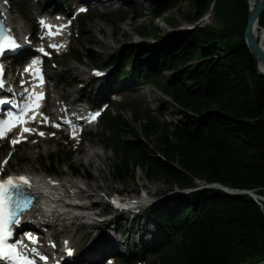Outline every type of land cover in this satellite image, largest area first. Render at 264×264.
I'll list each match as a JSON object with an SVG mask.
<instances>
[{
	"label": "trees",
	"instance_id": "1",
	"mask_svg": "<svg viewBox=\"0 0 264 264\" xmlns=\"http://www.w3.org/2000/svg\"><path fill=\"white\" fill-rule=\"evenodd\" d=\"M179 1L188 2L192 10L177 7ZM173 6L190 29L156 53L127 46L109 62L115 69L108 94L149 84L170 97L182 114L168 123L157 120L150 109L142 116L136 112L140 130L127 129L110 110L104 114L115 135V179L135 180L141 168L147 178L168 182L167 190H179L166 198L160 211L148 212L155 230L146 245L118 258L123 264H144L148 257V264H260L264 207L253 196L205 184L182 191L201 186L199 179L264 196V74L245 41L248 0H156L146 11L157 17ZM211 8L217 25L201 22ZM90 18H80L81 32ZM167 20L175 25V18ZM259 22L264 28V12ZM136 28L162 39L156 25ZM72 56L82 58L76 51ZM90 59L99 62L93 55ZM40 163L46 172L57 174L65 165L56 153L42 155ZM67 167L92 178L88 169L70 162Z\"/></svg>",
	"mask_w": 264,
	"mask_h": 264
},
{
	"label": "rangeland",
	"instance_id": "2",
	"mask_svg": "<svg viewBox=\"0 0 264 264\" xmlns=\"http://www.w3.org/2000/svg\"><path fill=\"white\" fill-rule=\"evenodd\" d=\"M10 1L13 2L10 9L11 13L15 16L20 30L23 34L25 33L27 42L33 47V50L37 45L41 44V40L38 39V42H36L34 41V37L41 35V32L38 30L40 29V20L44 13L52 10L54 5L60 4L66 12L72 14L70 18L72 27L65 39L67 42L63 52L55 50L52 52L51 56L47 57V72L50 76L47 81V87L51 88L49 99L47 100L48 111H50V109L52 110L54 107L50 106V102L55 96H61V102H66L67 98L70 100L77 98L84 99V96L89 97V94H91L94 100L91 101V103L88 101V103L101 111L104 110L105 112L106 108L112 111V113L119 116L120 121H125L127 129H141L136 112L142 116L145 114L144 111L146 109H150L152 111V116L161 122L166 121L168 123H173L181 119L182 114L178 108L174 107L175 103L158 88L149 84H140L136 86L134 91H121V93L110 95L107 93L106 81L108 79L107 76H110L115 69V64L109 62L112 58L118 59L127 46H133L137 51L148 50L151 53H156L161 48L170 46L180 33L184 32L186 29H190V24L181 17L177 9V7H180L184 11L192 10L188 2L179 1L177 7L173 6L161 12L157 17H152L146 9H148L150 5L155 4L156 0H134L128 3H122L120 0H112L107 5L98 4L97 6H90L88 3L82 2V4H87L86 7L88 9L85 14L76 13L78 10L77 3L81 2V0ZM137 10L142 12L140 14L146 16L144 18H136L133 13ZM211 10L213 12V8H211ZM86 15H89L91 18L84 27V31L81 32L80 28L82 24L80 18ZM168 17L176 19L175 25H170L168 23ZM105 18L109 21L112 20L108 22ZM70 21L67 20V23L69 24ZM206 22L217 25L213 16ZM97 24L101 26H97ZM139 24H144L149 27L154 25L158 26L161 31L162 39L152 34L144 35L138 33L136 27ZM113 30L115 31L116 38L113 36ZM92 37L95 39H91ZM108 40L109 43L106 42ZM74 51L81 55V60L73 58L72 54ZM90 55L95 56L99 62L94 63V61L90 59ZM13 63L20 64L21 59L15 62H9V65L12 66ZM72 64L79 69L86 70V73L77 74L75 70L69 72L67 70L68 65ZM130 66L131 63L128 65V68H130ZM99 70H108L109 73L106 75V78L103 80L98 78L99 80L96 82L95 79L97 77L93 76V72ZM12 72L16 75H20L17 69ZM66 80H69L70 83L66 82ZM125 80H129V78ZM98 84H103V91L100 94L96 93ZM60 92H62V95H60ZM162 106L163 111L160 110ZM87 128L89 131L85 135L84 142L88 144L95 142V147L107 156L106 163L101 164V171L105 179L99 178V182L101 184H109L111 188L107 189L106 186H104V188L94 192L92 196L84 199L82 197L83 201L88 204H92V202L96 201L104 202L106 199L103 196L110 197L112 195L124 199L131 198V201H139L140 197L144 196L149 198L151 196V200L158 201L155 205H141L137 202V208L134 209V211H129V213L127 211L123 212L125 210L124 208L123 211L117 212L115 208L111 206L105 207V205H101L100 202H96L93 210H90L91 212H101L102 209L105 210L99 214H103L102 218H110L112 215H116L111 218L108 229L105 231V227L102 229V232H104L106 239L108 238V233H114L113 228L116 226L118 227V232L114 234L118 235L122 242L124 241L125 243L120 245L117 249L102 247L100 250H96L94 253L100 256V260L96 263L103 262L108 256H115L116 259L113 258L109 263L123 264L120 258H118L119 256L128 253V251L136 252L139 247L146 245L152 237L155 225L153 220L147 216L148 212L153 210L160 211L163 202L166 198L174 195L176 188L167 190L170 187L168 182L147 178L145 172L141 168L136 169L135 180H116L112 168L115 159L114 151L112 150V140L115 136L114 132L105 121L104 115L100 117L97 123L90 124ZM40 132L45 133L44 136H54L56 139L49 144L46 143L43 148L37 146L30 147L28 135H25L26 139L21 143L12 146L10 140L17 138L18 133L5 141H0V162L5 159L8 161L6 165H3L0 171L4 174L9 172L23 173L28 171H31L33 174H50L44 170L43 165L40 163V158L42 155L46 156L51 153H56L59 156V164L62 162L65 163V165L60 168V173L57 174L59 179H66L68 177H73L77 180L84 179L80 175L73 173L72 170L67 167V163L69 162L81 166L82 171L88 169L92 173L93 178L98 177L99 173L94 163L78 160L75 151L71 149V147L78 142L77 139L72 138L71 135L61 130L55 131L54 129H50L48 132L38 131V133ZM34 140L35 139L32 141ZM151 142L153 145L155 144V140ZM85 173L86 172L81 174L84 175ZM57 175L55 174V176ZM146 186H149L150 190H148ZM114 187L115 190L113 189ZM137 209H139L140 212ZM54 224L55 227H52L50 230L53 235H44V237H46L51 246L55 243L58 244V249H60L61 244L60 250H65L66 245H63V243L67 240V237L73 242L74 248H76V245H79L83 250L96 246L100 242L101 234H99L94 227L91 232L87 233L88 229L81 228L79 223L67 229L63 226L64 223H60V221ZM139 237H142V239L139 240ZM134 240H138V242L134 243ZM43 247L46 248L44 245ZM147 259L150 261L152 257H148ZM55 261L56 258L51 260V263L54 264ZM148 261L144 264H148ZM87 263L90 264V261ZM262 264H264V261Z\"/></svg>",
	"mask_w": 264,
	"mask_h": 264
},
{
	"label": "bare ground",
	"instance_id": "3",
	"mask_svg": "<svg viewBox=\"0 0 264 264\" xmlns=\"http://www.w3.org/2000/svg\"><path fill=\"white\" fill-rule=\"evenodd\" d=\"M80 1V0H79ZM112 0H81V2L88 3V5L92 6H97L98 4L101 5H107L109 2ZM122 3H128V2H133L134 0H120ZM260 0H248V5L250 7H254V5ZM0 9L1 13L3 15V18H5L6 22L10 26L11 30L15 34L16 38L19 41H25L26 44V50H30L31 46L29 43H27V38L25 33L23 34L22 31L20 30V26L15 18V16L11 14H6L5 8L2 4H0ZM67 24V22H66ZM97 26H101L100 24H97ZM262 25L260 22H256L255 25L253 26V35L256 37L258 42L260 43L261 47L264 49V32L262 30ZM115 30V29H114ZM113 30V36L115 37V31ZM68 31H66L67 33ZM64 34L60 36L57 40H52L49 41L48 43L51 44L53 43L54 45H63V47H60L58 49V52H63L65 46H66V38L67 34ZM116 38V37H115ZM91 39H95L92 37ZM109 43V40L106 41ZM20 59V58H19ZM61 63V61H60ZM261 70L264 72V63L260 64ZM67 70L73 71L75 70L77 74H84L86 73V70H82L77 68L76 66L68 65ZM108 71H105L103 73V76H99L100 80H103L105 76L107 75ZM99 79H96L98 82ZM54 91V90H53ZM103 91V84H98L97 85V94L102 93ZM60 95H62V92H60ZM61 96H55L52 98L50 102V106L58 107L60 108L61 102H60ZM78 99V98H77ZM66 100H70L67 98ZM74 100H70V105H68L65 108V112L69 110L71 107V104H74ZM80 109H84V105L79 107ZM75 110V109H73ZM50 114H53V110L50 109ZM80 122V121H79ZM35 139L34 141H32ZM56 138L54 136H44L41 137L38 132L31 133L28 135V143L30 147L37 146L40 148H43L46 143H51L55 140ZM76 139V138H75ZM85 137H81L79 142H76V145L71 147L72 150L75 151L76 153V158L78 160H84L87 163H94L95 168L97 169L99 175L98 177H92V178H86L88 174L83 175L79 174L83 180H77L74 179L73 177H68L66 179H58V177H55V174H33L31 171L28 172H23L27 177L30 178L32 181V191L35 194L37 201L34 204V207L28 211L25 216L23 217L24 220H32L35 221L34 225L32 228H38L37 227V222L38 221H45L47 222V226L55 227L56 222L60 221V223H64V227L67 229L70 226L75 225L76 223H79L81 228H87V233L91 232L93 227L95 230L98 231L99 234H101L100 242L96 246H92L86 250H83L79 247V245H76V248L73 247V242L71 241L70 238L67 237V244H65V241L63 245H67L65 248L66 249H71L73 254V258L70 260L67 257L66 254V249L59 250L55 248H49V241H47L46 237L41 236L43 239H41L40 244H33L31 247L36 248L38 251L44 245L48 251L45 252V255H47V261L41 264H52L51 260L55 259L60 261L62 264H67V263H75V264H86L87 262H91V264H94L100 260V256L98 254H95L96 250H100L102 247H109L111 249H117L120 245L125 244L124 241L120 239V237L117 234L118 232V227L115 226L113 228V232L116 233H108V238L105 239L104 232H102V229L105 228V231L108 229L109 224L111 223V218L115 217L116 215H112V217L107 218L103 217V214L99 215L105 210H101V212H91L90 210H93L95 203H99L101 205L111 206L115 208L117 212L122 210L123 206L127 204V198H119L115 195L105 197L103 196L106 200L104 202L102 201H96L92 202V204H85V205H73L72 202L76 201L77 199H82L81 196L84 198L90 197L93 195L94 192L100 190L101 188H104L106 186L107 189H110L111 187L109 184H101L99 182V178L105 179L104 175L102 174V163H106L107 161V156L105 153L101 152L98 148L95 147V142H91L90 144L84 142ZM49 180L52 181H57L58 183L56 185H53L49 183ZM197 182L201 184H205L204 181L197 179ZM148 190H150L149 186H146ZM115 190V187L113 188ZM119 192V191H115ZM77 195H80L77 196ZM151 196L148 197H140L139 201L132 200L131 203L135 202L134 204H137L139 202L141 205H155L157 204L158 201L156 200H151ZM131 199V198H130ZM255 199L261 204L262 207H264L263 202L264 198H261V195L256 194ZM113 201H119L120 204L113 203ZM102 202V203H101ZM110 203V204H109ZM100 206V205H99ZM98 206V207H99ZM141 208V207H138ZM97 212V213H96ZM25 222V221H23ZM59 225V224H58ZM149 230V229H148ZM108 232V231H107ZM141 235V234H140ZM142 237H139V240H141ZM127 241V240H126ZM138 240H134V243H137ZM61 247V244H60ZM54 249V252H52ZM74 249V250H73ZM100 252V251H97ZM53 253V254H52ZM31 256L34 258L35 255L31 253ZM262 264V263H260Z\"/></svg>",
	"mask_w": 264,
	"mask_h": 264
},
{
	"label": "snow or ice",
	"instance_id": "4",
	"mask_svg": "<svg viewBox=\"0 0 264 264\" xmlns=\"http://www.w3.org/2000/svg\"><path fill=\"white\" fill-rule=\"evenodd\" d=\"M81 11H85V9H81ZM0 16H2V14H0ZM40 23L49 30V35L59 34L53 33L51 31L52 26L48 25L46 21L41 20ZM19 47L20 44L12 35L11 29L7 26L6 21L0 19V56L6 51H15ZM50 47L59 49L63 47V45H50ZM39 51L48 55L43 48H40ZM34 63L38 64L39 61H35ZM32 70L33 69H26V71ZM35 71L39 84L33 86L31 91L25 88V93H27V95L22 101H16L8 97H0V106H11L4 112L5 118L0 119V139L6 138L7 134L17 127L21 129L18 137L10 140L12 146L25 140V133H32L35 131V129L26 126L29 121L35 122L37 116H41V123L48 122V118L39 113V108L41 107V102L45 98V94L35 91L36 87L42 86L44 82L43 76L38 69H35ZM95 74L102 75L101 73ZM24 83L25 82H22V86ZM5 87L4 69L3 65L0 64V90H4ZM12 109H16V111ZM98 115L99 113H96L90 117V120H95ZM55 127H60V125L56 124ZM38 134L41 136L45 135L43 132ZM75 137L76 133L73 132L72 138L75 139ZM7 162V159L0 162V170H2L3 165H6ZM0 176H2V171H0ZM49 183L56 185L58 182L49 180ZM32 186V181L25 175H9L7 178H0V264H36L29 253L35 254V256L45 262L48 259L46 256L41 255L36 248L33 247L29 249L27 245L24 244L25 239L32 244L38 243L37 238L32 233H24L21 238H16V228L21 225L22 218L25 214L34 207L33 201L35 195L32 192ZM113 203L120 204L119 201H113ZM65 244H67V241H65ZM67 252L69 255L72 254L71 249H67Z\"/></svg>",
	"mask_w": 264,
	"mask_h": 264
},
{
	"label": "water",
	"instance_id": "5",
	"mask_svg": "<svg viewBox=\"0 0 264 264\" xmlns=\"http://www.w3.org/2000/svg\"><path fill=\"white\" fill-rule=\"evenodd\" d=\"M249 3V2H248ZM264 11V0L258 1L254 7L249 6V15L247 19V25L244 31V36H245V41L248 45L249 50L253 54V56L256 58V61L258 63V70L260 73L264 74V72L260 68V64L264 63V49L261 47L260 43L256 39V37L253 35V26L255 25L256 22H259V17L261 16L262 12ZM212 15V10L207 16ZM2 18V16H0ZM262 30L264 32V28L262 27ZM208 186L212 187H218L222 188L227 192L231 193H248L251 196L255 198L256 193H254L252 190H247V189H236L232 188L226 185H223L221 183H210ZM203 186H198L194 189L188 188V189H183L182 191H192V190H197L201 189Z\"/></svg>",
	"mask_w": 264,
	"mask_h": 264
},
{
	"label": "built area",
	"instance_id": "6",
	"mask_svg": "<svg viewBox=\"0 0 264 264\" xmlns=\"http://www.w3.org/2000/svg\"><path fill=\"white\" fill-rule=\"evenodd\" d=\"M261 198H264V196H263V195H261Z\"/></svg>",
	"mask_w": 264,
	"mask_h": 264
}]
</instances>
